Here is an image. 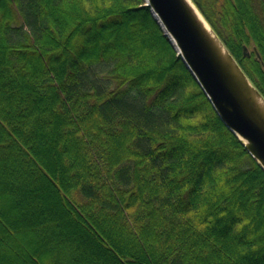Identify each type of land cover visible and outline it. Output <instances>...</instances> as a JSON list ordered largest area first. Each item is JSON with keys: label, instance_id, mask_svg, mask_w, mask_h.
Instances as JSON below:
<instances>
[{"label": "trees", "instance_id": "trees-1", "mask_svg": "<svg viewBox=\"0 0 264 264\" xmlns=\"http://www.w3.org/2000/svg\"><path fill=\"white\" fill-rule=\"evenodd\" d=\"M193 1L264 95V1ZM145 4L0 0V264H264V170Z\"/></svg>", "mask_w": 264, "mask_h": 264}, {"label": "water", "instance_id": "water-1", "mask_svg": "<svg viewBox=\"0 0 264 264\" xmlns=\"http://www.w3.org/2000/svg\"><path fill=\"white\" fill-rule=\"evenodd\" d=\"M224 125L264 170V95L193 0H145Z\"/></svg>", "mask_w": 264, "mask_h": 264}, {"label": "rangeland", "instance_id": "rangeland-1", "mask_svg": "<svg viewBox=\"0 0 264 264\" xmlns=\"http://www.w3.org/2000/svg\"><path fill=\"white\" fill-rule=\"evenodd\" d=\"M252 51V47L248 49V52L250 53Z\"/></svg>", "mask_w": 264, "mask_h": 264}, {"label": "flooded vegetation", "instance_id": "flooded-vegetation-1", "mask_svg": "<svg viewBox=\"0 0 264 264\" xmlns=\"http://www.w3.org/2000/svg\"><path fill=\"white\" fill-rule=\"evenodd\" d=\"M264 1V0H263Z\"/></svg>", "mask_w": 264, "mask_h": 264}]
</instances>
